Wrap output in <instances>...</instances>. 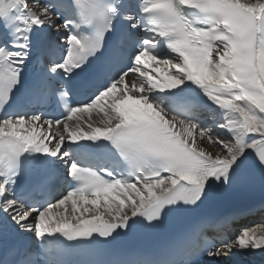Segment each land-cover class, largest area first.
Instances as JSON below:
<instances>
[{"label":"snow or ice","instance_id":"obj_1","mask_svg":"<svg viewBox=\"0 0 264 264\" xmlns=\"http://www.w3.org/2000/svg\"><path fill=\"white\" fill-rule=\"evenodd\" d=\"M256 173L264 0H0V264L264 251V225L198 212ZM170 217L164 249L120 246Z\"/></svg>","mask_w":264,"mask_h":264},{"label":"bare ground","instance_id":"obj_2","mask_svg":"<svg viewBox=\"0 0 264 264\" xmlns=\"http://www.w3.org/2000/svg\"><path fill=\"white\" fill-rule=\"evenodd\" d=\"M208 123L211 127L213 135H224V133L212 125V118L207 113H204L201 117ZM207 146V145H206ZM211 151H216V148H210ZM262 202H259V204ZM58 211H63V208L58 209ZM264 225V219L258 217L249 227ZM198 264H264V251L260 250H237L232 255L227 258H205Z\"/></svg>","mask_w":264,"mask_h":264}]
</instances>
